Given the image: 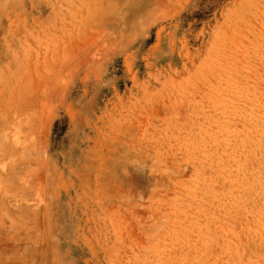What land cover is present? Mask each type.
Segmentation results:
<instances>
[{"label":"rangeland","instance_id":"rangeland-1","mask_svg":"<svg viewBox=\"0 0 264 264\" xmlns=\"http://www.w3.org/2000/svg\"><path fill=\"white\" fill-rule=\"evenodd\" d=\"M0 264H264V0H0Z\"/></svg>","mask_w":264,"mask_h":264},{"label":"bare ground","instance_id":"bare-ground-1","mask_svg":"<svg viewBox=\"0 0 264 264\" xmlns=\"http://www.w3.org/2000/svg\"><path fill=\"white\" fill-rule=\"evenodd\" d=\"M1 145V144H0Z\"/></svg>","mask_w":264,"mask_h":264}]
</instances>
